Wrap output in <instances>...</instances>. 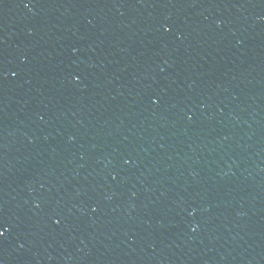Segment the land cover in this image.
I'll return each instance as SVG.
<instances>
[{"label": "water", "instance_id": "obj_1", "mask_svg": "<svg viewBox=\"0 0 264 264\" xmlns=\"http://www.w3.org/2000/svg\"><path fill=\"white\" fill-rule=\"evenodd\" d=\"M0 264H264V0H0Z\"/></svg>", "mask_w": 264, "mask_h": 264}, {"label": "snow or ice", "instance_id": "obj_2", "mask_svg": "<svg viewBox=\"0 0 264 264\" xmlns=\"http://www.w3.org/2000/svg\"><path fill=\"white\" fill-rule=\"evenodd\" d=\"M4 235V233L3 232H0V236H3Z\"/></svg>", "mask_w": 264, "mask_h": 264}]
</instances>
